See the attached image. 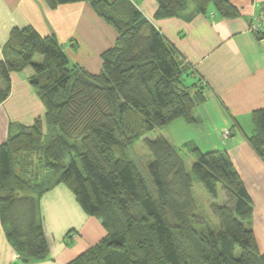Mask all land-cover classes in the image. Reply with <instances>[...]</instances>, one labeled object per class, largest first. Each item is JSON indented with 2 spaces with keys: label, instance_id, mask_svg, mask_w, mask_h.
I'll return each instance as SVG.
<instances>
[{
  "label": "trees",
  "instance_id": "trees-1",
  "mask_svg": "<svg viewBox=\"0 0 264 264\" xmlns=\"http://www.w3.org/2000/svg\"><path fill=\"white\" fill-rule=\"evenodd\" d=\"M43 1L51 9L87 2L119 37L103 54L99 75L72 66L55 36L30 27L15 29L5 47L0 105L10 95L11 74L29 67L30 84L47 109L44 119L0 146V217L18 257L47 259L40 201L65 184L107 232L69 264H264L245 225L253 220V201L226 151L192 148V175L164 137L145 139L152 157L146 169L127 156L156 129L196 122L194 111L207 100L201 76L129 0ZM156 1L157 19L192 6L204 15L240 16L234 0ZM253 125L247 139L264 160V109L254 113ZM195 180L211 199L223 194L222 205H211L218 230L199 215Z\"/></svg>",
  "mask_w": 264,
  "mask_h": 264
},
{
  "label": "crops",
  "instance_id": "crops-1",
  "mask_svg": "<svg viewBox=\"0 0 264 264\" xmlns=\"http://www.w3.org/2000/svg\"><path fill=\"white\" fill-rule=\"evenodd\" d=\"M129 1L196 67L207 86V100L196 108L200 115L193 123L198 125L199 141L186 137L179 143L173 127L176 121L159 137L175 148L181 144L183 153H188L184 146L189 144L202 152H227L253 201L252 229L264 253V160L247 139L254 130V113L264 109V0H234L240 16L232 19L213 11L200 14L193 6L181 16L157 19L156 0ZM253 20L260 25L256 33L250 28ZM28 27L41 37L55 36L70 64L92 75L102 72V56L119 37L87 2L51 9L43 0H0V61L12 32ZM33 75L29 67L11 74L10 95L0 105V146L45 118L47 109L29 81ZM40 211L49 255L28 264H69L107 234L65 184L55 185L42 196ZM0 264H24L9 242L1 217Z\"/></svg>",
  "mask_w": 264,
  "mask_h": 264
},
{
  "label": "rangeland",
  "instance_id": "rangeland-1",
  "mask_svg": "<svg viewBox=\"0 0 264 264\" xmlns=\"http://www.w3.org/2000/svg\"><path fill=\"white\" fill-rule=\"evenodd\" d=\"M253 24H254V20L252 21V25L250 24L251 30L253 29ZM41 61H42L41 56H37L35 58V62L40 63ZM189 64L197 72L196 67L193 64H191L190 62H189ZM206 87L207 86H206L205 82L203 81L202 88L205 90ZM205 95L208 97L207 92H205ZM198 106H201V105L199 104ZM211 108L213 109V106ZM193 115H194L195 119H199V115H200L199 109H196V111L194 112ZM38 119H41V118H38ZM181 126H184V127H181ZM197 126L198 125H193V124L188 125V124L184 123V120H182V119L177 120L176 123H174L173 127H175V130L177 131V137H178V139H180L179 143H182L184 141L182 139H186V137H191L192 139H194V141H195V139H196V141H199L198 134H200V132H198ZM186 128H188L189 130H186ZM166 130H167L166 127L156 129L155 131L147 134L141 140L137 141L132 146V148L127 152L128 158L130 160H132L133 162H135L136 164H138L140 168L146 169V167H148L150 165V163L152 162V157H151L150 152H149L147 145L145 143V139L148 138L150 140H155L161 134L165 133ZM176 145H177V150H179L181 152L182 151V150H180L181 144L180 145L176 144ZM192 148H194V147L189 144L187 146H184V149H186V151H188V153L181 152V155H182L184 162H185L186 171L188 173H190L191 175H192V166H193L191 161L193 160V162H195L194 158L192 157V155L190 153V150ZM35 163L40 164L42 162L41 161L39 162L37 160ZM193 196H194V199H195L197 206H198L199 215L202 216L203 218H205V220L207 221V224L210 227H212L215 230H218V227H219L218 222L215 219V217L211 211V205L212 204L222 205V196H223L222 192L220 191V196L218 199H211L208 196V194L206 193L203 185L195 180L193 183ZM245 225L249 228L253 227L252 221L249 223H246Z\"/></svg>",
  "mask_w": 264,
  "mask_h": 264
},
{
  "label": "built area",
  "instance_id": "built-area-1",
  "mask_svg": "<svg viewBox=\"0 0 264 264\" xmlns=\"http://www.w3.org/2000/svg\"><path fill=\"white\" fill-rule=\"evenodd\" d=\"M259 30V24L257 23V22H255L254 24H253V29H252V31L253 32H257Z\"/></svg>",
  "mask_w": 264,
  "mask_h": 264
},
{
  "label": "water",
  "instance_id": "water-1",
  "mask_svg": "<svg viewBox=\"0 0 264 264\" xmlns=\"http://www.w3.org/2000/svg\"><path fill=\"white\" fill-rule=\"evenodd\" d=\"M29 259H22V263H24V264H28L29 263Z\"/></svg>",
  "mask_w": 264,
  "mask_h": 264
}]
</instances>
